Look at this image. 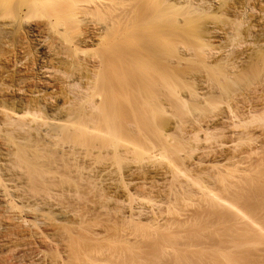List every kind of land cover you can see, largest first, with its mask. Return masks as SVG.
<instances>
[{
	"label": "bare ground",
	"instance_id": "obj_1",
	"mask_svg": "<svg viewBox=\"0 0 264 264\" xmlns=\"http://www.w3.org/2000/svg\"><path fill=\"white\" fill-rule=\"evenodd\" d=\"M186 110L243 148L186 163ZM262 121L264 0H0V264H264ZM192 196L237 223L186 258L156 231Z\"/></svg>",
	"mask_w": 264,
	"mask_h": 264
},
{
	"label": "rangeland",
	"instance_id": "obj_2",
	"mask_svg": "<svg viewBox=\"0 0 264 264\" xmlns=\"http://www.w3.org/2000/svg\"><path fill=\"white\" fill-rule=\"evenodd\" d=\"M189 101H191V102H193V103H198L201 107H202L203 105H204V107L207 106V107H205L206 110H204V111H206V113L208 112L207 110H208V107H210V106H208L207 103H203V100H200V101H201V102H200L201 104H200L199 102H197L196 100H195V101H193V100H189ZM204 101L206 102L207 100H204ZM209 101H211V100H209ZM219 101L221 102V105L219 104L220 106H222V104H223L224 102L226 103L225 100H224V102L221 101V100H218V101H217V104H216L217 106H219V105H218ZM214 102H216V100H214ZM210 103H211V102H210ZM225 103H224V104H225ZM198 104H196V105H197L198 109H200V108H199L200 106H198ZM213 104H214V103H213ZM213 104L211 105V107L213 106ZM224 104H223V105H224ZM216 105H214V106H216ZM217 106H216V107H217ZM204 107H202V109H204ZM191 108H192V107H191ZM191 108H190V110L194 113L193 115H192V112L188 111V110H189V108H188V110H186V112L188 111L187 113H189V112H190V113H189V114H185V113H184L186 118L184 117L183 114H181V117H182V115H183V118H182L183 120L180 118L181 122L183 121L182 123H183V124L185 123V125H186V127H184V129L186 128V129H185L186 132L184 131V132L186 133V134H184L185 137L181 134L182 137H183V139L185 138L184 141H183V139L180 138V136H179V134L181 133V130H180V129H178V130H180L179 132H178V130H177V131L175 130L176 132H172V133H173V134H172L173 136H174V134H176L180 139H182V141H181L180 139H177V136L175 135V136H176V141H177V140H178V141H181V146L184 147V148L186 149V150H185V151H186V157H185V158H186V163L188 162V160H190V158H192L193 156H195V154H197L196 152L200 149V147H202V144H203V146L206 145L207 147L214 148V149H213L214 151H213L212 149L210 150V148H209L210 152H209V150L207 151V152H209V153L211 154L210 156H209V153H206L208 156L206 155L207 157L205 156V158H203V157H202V158L204 159V162H206V163L209 162L208 164H210V161H211V162H212L211 164H215V165H217V164H219V163H222V162L224 161L223 159H224V156H225V155L227 156V152H228L227 149H228V148L230 149V148L233 147V148L236 149V146H238V145L240 144L239 141L241 142V145H243V144H242V141H244V140H242V141L239 140V141H237V142H238V145L235 146V144H236L235 142H236V141H230L232 138H229V137H228V136H229V133H227V129L225 128V129H226V130H225L223 126H219V127H218V125H217V126H213V127H211L210 130L207 129V130L210 131V132L208 131V134H210V133L214 130V131L211 133V137L217 135L218 139H219V138H222V139L218 140L217 137L215 136L212 140H214V139L216 138L215 140L218 141V142L215 141L216 143H214V142L211 140V138L208 139V140H211L212 144L214 143L215 145H214V144L212 145L211 142H208V143L206 142L208 136H210V135H206V134H205V136H207V138L205 137V138H206V141H205V138L202 136V135H204V132H206V131H204V130H202V131H198V132H200V134H198V135H197L195 132H191L192 135H193V134H195V135H197V136L200 135L199 137H201V143H200L201 146H200V144H199V145L196 144V141H198L197 143L200 142V141H199L200 138H199V140H195V138H196V137H195V138H192L193 140L191 139V141H190L189 139L191 138L192 135L189 133L191 130L189 129L190 126H188V125H192V124L195 123V122L193 121V117H194V118H197V117H198L199 120H198V118H197V120H198V121H201V119H204V118L206 117V115H208V114H206L205 112L202 111V115H203V113H204V115H203V117H202V115L197 114L199 110L197 111L196 108H193V109H195V111H193V109H191ZM202 109H201V110H202ZM212 109H214V108H212ZM196 111H197V113H196V114H197V117H196V114H195ZM211 111H213V110H211ZM199 113H200V112H199ZM208 113L210 114V112H208ZM187 115H192L193 117H192V116H191V117L188 116V118H189V119H188V118H187ZM198 115H199V116H198ZM185 119H187L186 121H188V122H185ZM190 120H192V121H190ZM197 120L195 119V121H197ZM253 120H254L253 123L256 124V122H257L258 126H260V124H259V120H260V119H259V120L256 119L257 121H255V119H253ZM260 121H261V120H260ZM190 122H191V123H190ZM193 122H194V123H193ZM262 122H263V124H264V121H262ZM187 123H188V124H187ZM260 123H261V122H260ZM248 124H249V125L247 126L248 129H249V128H252V129H250V130H253L254 128H253V126H252V125H253L252 122H251L252 125L250 124V122H249ZM263 124H262V125H263ZM185 125H184V126H185ZM250 125H251L252 127H250ZM216 127H218V128H216ZM254 127H255V129L253 130L254 133H258V132L260 131V129H261V128H260L261 126H260V127H257V126L254 125ZM187 128H188V130H190V131H188V133H187ZM212 128H213V129H212ZM215 128H216V130H215ZM220 128H221V129H220ZM259 128H260V129H259ZM222 129H224V130L222 131ZM256 129H258V130H256ZM255 131H256V132H255ZM196 132H197V131H196ZM198 132H197V133H198ZM217 132H218V133H217ZM221 132H222L223 134L225 133L224 136L227 134V135L225 136V140H226V141L229 140V143L227 142L228 144H230V142H233V143L230 144V146H229L228 144H227L228 147H227V145H226V146L224 145L225 147H224V146H218V145H219V141L224 140V136H222V137H221V136H218L219 133H221ZM214 133H215V134H214ZM222 133H221V134H222ZM187 134L190 135V136H188V137H190V138L187 137ZM213 134H214V135H213ZM192 137H193V136H192ZM197 138H198V137H197ZM197 138H196V139H197ZM202 138H203L204 140H202ZM234 138H235V137H234ZM234 138H233V139H234ZM173 139H174V138H173ZM185 140H186V141H185ZM194 140H195V142H194ZM178 141H177V142H178ZM202 141H204V142H206V143H204V142H202ZM174 142H175V140H174ZM182 142H184V143L186 142V143H185L186 147H185V145H184V146L182 145V144H183ZM175 143H176V142H175ZM209 143H210V144H209ZM217 143H218V144H217ZM234 143H235V144H234ZM207 144H208L209 146H208ZM195 145H196L197 147H196ZM231 145H232V146H231ZM241 145L238 146L237 150H239V148L242 147ZM194 146H195V147H194ZM212 146H213V147H212ZM234 146H235V147H234ZM182 147H181V148H182ZM218 147H219V150H220V151L218 150ZM193 148H194V150H193ZM196 148H197V149H196ZM198 148H199V149H198ZM222 148H223V149H222ZM242 148H243V147H242ZM235 149H233L232 152H234V151H235V152H238V151L235 150ZM240 149H241V148H240ZM196 150H197V151H196ZM224 150H225L226 152H225ZM183 151H184V150H183V148H182V149L180 150V153L183 152ZM192 151H194V152H192ZM195 151H196V152H195ZM212 151H213V152H212ZM215 152H216V153H215ZM217 152H218V153H217ZM214 153H215V154H214ZM225 153H226V154H225ZM181 154H182V153H181ZM183 154H184V152H183ZM183 154H182V155H183ZM193 154H194V155H193ZM213 154H214V156H213V158H212V155H213ZM223 154H225V155H223ZM260 154H264V152H263V153L261 152ZM260 154L258 155V157H255V154L253 155V153H252V155H251V157L253 156L254 159H257V160H258V162L261 161V162H259V163L256 162V163H257V166L260 165L261 163H264V157H261V156H264V155H260ZM182 155H181V156H182ZM218 155H219V156L222 155V156L219 157ZM183 156H185V155H183ZM183 156H182V157H183ZM222 157H223V158H222ZM249 157H250V155H249ZM183 158H184V157H183ZM207 158H208L209 160H207ZM211 158H212V159H211ZM219 158H220V159H219ZM260 158H261L263 161H262ZM187 159H188V160H187ZM213 159H215V160H213ZM254 159H253V160H254ZM220 160H221V161H220ZM216 161H217V162H216ZM219 161H220V162H219ZM213 162H214V163H213ZM252 162H253V161H252ZM227 163L230 164V165L228 164L229 166H233V167H234V165H236V163L231 162V161H229V162H227ZM256 163H254V164L256 165ZM261 165H262V164H261ZM263 165H264V164H263ZM253 166H254V165H253ZM235 167H236V166H235ZM229 168L233 169L232 167H229ZM195 170H196V169H195ZM195 170H191V172L194 173V174H196L197 172H194ZM196 171H197V170H196ZM180 174H181V173H180ZM179 176H180V175H179ZM181 176H182V177H180V178H182V179L184 180L185 177H184L182 174H181ZM185 180H186V178H185ZM147 193H148V194H147ZM153 193H155V192H153V191H152V193H151V192H146V193L144 192V196L147 195L146 198H148V200H149L150 198H154V197L158 198L157 193L155 194L156 196H155ZM145 194H146V195H145ZM149 197H150V198H149ZM192 197H193V198H192ZM192 197H190L191 199H190V198L185 199V200L182 202V204H180V203H179V205L177 204V206H178L179 208H178L177 206H176V208H177L178 210H177L175 207L173 208V206H172V209H173V210L176 209V210H175V215H176V216H174V217L179 218L180 220H182V217H183L182 213L186 214V215H184L183 220H184V219H185V220L183 221V223H182L181 225H177V226H174V227H173V226L170 227V226H168V225H163V224H164V221H162V222L160 223L162 227H161V226L158 227V228H159V229H157L158 232L156 231V234L158 235V237H157V239H156V237L154 238V239L157 240V243L162 244V245H163V243H164V245H167V244H166V243H167L166 238L168 237V235L179 233L180 236H179V238L177 237V238H176V241H175V242H177V246H176V247H177V249L179 248L180 250L183 249V248L185 249V250H184V254H183V256L186 257V258H187L190 254L193 255V252H194L195 255H196L198 249H199L200 246H201V244L204 245V242H205V244H206V242L208 243V241H210V240H215V238H214V237H215V234H214L213 230H212V231H209V230H210V227L212 226V224L216 221L215 219H218V218L221 219L220 217H222V220H223L224 223H223V222H221V223H223V225H224L225 223H227L228 227H227L226 224H225L224 226H222V225L220 224L221 227H225V228L223 229L224 232H225V234H226V232L228 231L227 228H230V227H232L231 225H236V223H237V222H236L237 220L235 221V218H234V217H236V216H235L233 213H231V210H233V209H231V210H230V209H227L228 212H230V213H227V212H226L227 210H226L225 208H223L222 211H221V208H220V209H219V212L221 211L222 214H220L219 212H217V211H218V210H217V211L214 212V215H215L216 213H218V214H216V215L214 216V215H211V214H213V210L210 209V208H212V207H210V204H209V203H207L206 201H204V199L201 198V197H199L200 199H199L198 197L196 198V196H195V197L192 196ZM156 198H154V199H152V200L154 201V200H156ZM159 199H161V198L159 197ZM188 199H189V200H188ZM145 200H147V199H145ZM152 200L150 199V201H152ZM201 200L204 201L205 203L202 202ZM208 204H209V205H208ZM221 204L227 206L225 203H224V204L221 203ZM207 207H208V210H207ZM209 207H210V208H209ZM212 209H214V208H212ZM224 209H225V210H224ZM229 210H230V211H229ZM176 211H178V213H176ZM224 211H225V213H224ZM173 213H174V211H173ZM223 213H224V214H223ZM171 214H172V213H171ZM179 214L182 215V217L179 216ZM209 214H210V215H209ZM219 214H220V215H219ZM227 214H230V215H227ZM231 214L234 216L232 219L230 218V216L232 217ZM207 215H208V216H207ZM168 217H169V215H168ZM206 217H207V218H206ZM210 217H215V219L210 218ZM224 217H225V220H224ZM227 217H228V218H227ZM229 218H230V219H229ZM207 219H208V220H207ZM211 219H212L213 222H211ZM228 219H229V220H228ZM233 219H234V220H233ZM209 220H210V224H211V223H212V224H211V225H206L207 222H208ZM226 220H227V221H226ZM230 220H231L232 222L235 221L234 224H233ZM229 221H230V223H229ZM159 222H160V221H159ZM142 223H143L142 226H144V225L146 226L145 229L151 231V230H150V229H151V226H150V222H149V221H143ZM162 223H163V224H162ZM228 223H229V224H228ZM230 224H231V225H230ZM204 225H205V226H204ZM229 225H230V226H229ZM202 226H204V229H205L206 227L208 228V226H210V227L207 229V230L209 231V234H208V232H207L206 230L202 231V230H203V227H202ZM238 226H239V225H238ZM238 226H237V227H238ZM240 226H241V225H240ZM226 227H227V228H226ZM243 227H244V226H241L240 228L238 227L237 229H241V228H243ZM148 228H149V229H148ZM201 229H202V230H201ZM211 229H213V228L211 227ZM210 232H212L211 234H213V235H211ZM237 232H238V231H237ZM179 234H177V235H179ZM207 234L210 235L211 238H210V236L208 237ZM157 235H156V236H157ZM205 237L207 238V241H206ZM154 239H150V241L148 242V244L150 243L149 245H148L147 243H145L146 241H145L144 243H145L147 246L150 247L151 244H152V242L154 241ZM164 239H165V240H164ZM204 239H205V240H204ZM208 239H209V240H208ZM158 240H159V241L161 240V241H163V242H161V241L159 242ZM203 241H204V242H203ZM165 242H166V243H165ZM175 242H174V243H175ZM145 244H143V246H144ZM162 245H161V246H162ZM143 246H142V247H143ZM147 246H144V247H145V251L147 250ZM144 247H143V249H144ZM165 247H166V246H165ZM201 247H202V246H201ZM179 249H178V250H179ZM185 251H186V252H185ZM187 253H189V254H187ZM179 254H180V253H179ZM144 255H145V254L143 253V254H142V257H143ZM191 255H190L188 258L192 257ZM195 255H194V256H195ZM146 256L148 257L147 254H146ZM146 256H144V258H145ZM195 257H196V256H195ZM195 257H194V258H195ZM144 258H143V259H144ZM148 258H149V257H148ZM192 258H193V257H192ZM143 259H142V261L144 262ZM146 259H147V258H146ZM146 259H145V261H146ZM149 260H150V258H149ZM170 260H172V259L170 258ZM147 261H148V259H147Z\"/></svg>",
	"mask_w": 264,
	"mask_h": 264
}]
</instances>
